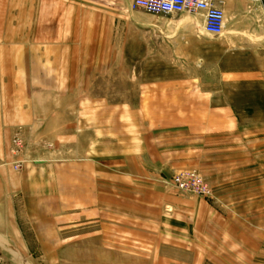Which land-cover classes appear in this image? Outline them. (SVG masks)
Segmentation results:
<instances>
[{
    "label": "rangeland",
    "instance_id": "rangeland-1",
    "mask_svg": "<svg viewBox=\"0 0 264 264\" xmlns=\"http://www.w3.org/2000/svg\"><path fill=\"white\" fill-rule=\"evenodd\" d=\"M132 2L0 0V169L19 186L47 184L40 194L52 221L73 201L60 173L80 170L83 184L82 219L59 227L58 249L41 253L32 239L33 256L11 255L0 237V256L6 264H264V127H249L264 124V112H233L251 100L264 107V97L239 96L235 80L255 51L207 34L201 12L152 13ZM154 125L156 135L186 133L189 147L206 133L211 149L225 140L224 166H212L214 149L209 164L172 169L161 180L172 193L163 204L164 193L144 178L155 193L140 195L146 208L139 210L126 207L127 192L100 202L112 170L98 161V213L85 215L91 153L136 148ZM95 128L108 132L97 146L89 137ZM183 171L198 173L197 189L210 193L181 191L174 181Z\"/></svg>",
    "mask_w": 264,
    "mask_h": 264
},
{
    "label": "crops",
    "instance_id": "crops-1",
    "mask_svg": "<svg viewBox=\"0 0 264 264\" xmlns=\"http://www.w3.org/2000/svg\"><path fill=\"white\" fill-rule=\"evenodd\" d=\"M223 9L226 15L225 31L223 33L225 45L227 39L232 36L234 49L255 51L257 55L255 63L250 64V68L244 67L245 69L242 73L239 75L235 74V80L237 82L239 81L240 89L243 88V91L239 96L249 98L259 96L264 97V0H262L261 3L254 2L253 0H223ZM106 47V56H108V54H110L108 40L106 41ZM255 106L258 107L257 104H255V101L251 100L248 104H240V109L236 107L233 112H264V107L255 108ZM139 111L140 110H138V112ZM256 121L258 122L259 119ZM157 127L158 126L156 125L153 126V133L145 131L143 136L139 139L138 145L136 144V148L132 145L130 149L128 148L124 150L123 148L121 152L117 153L109 152L112 153V156H104L100 158L97 156L93 157L94 153L90 152L92 156L90 157L92 163L90 166L93 167V169L91 168L89 175L91 180V183L89 184V192L92 194L89 208H91L92 211L84 212L85 215L89 214L91 216L98 213L99 185L96 176L98 172V161L102 162V166L100 167H110L112 170L111 177L108 172L109 176L106 179L105 188L101 190L106 193L105 198L101 196L99 197L100 202L105 199L106 203L109 200L114 202L116 201L114 196L117 193L127 192L131 203L126 204V207L128 209L139 210H144L146 208L144 203L141 202L140 204V195L142 196L143 193H155L153 189L147 190L146 186H143V183L146 181L144 178H148L152 181L149 183L150 185H154V188L156 187L160 193H164L161 200L159 199L160 203L162 201L163 204V202L167 203L170 201L172 193L167 194L164 191L161 180L163 176L171 175L170 173L172 169L181 166L195 165L196 163H199V160L202 162L206 161L209 164L210 159H208V154L211 151H214V149L219 151V158L215 162L217 166L215 164L212 166L218 167L221 164L224 166L225 157H222L220 150L226 149L225 140L222 142L217 140L218 142H215L213 147L218 148L211 149L209 139L206 137L209 134L206 133L205 136H199L201 138L198 142L200 145H198L197 148H194L191 146L189 147L186 144L189 137L186 133H179L178 128L171 129L164 133L161 132V134L156 135L155 129ZM249 127H264V124H261V126L255 124L250 125ZM107 136L108 132L103 133V130L100 131L99 129H96V132L91 131L89 134L91 139L90 142L95 146L99 144L101 138L104 140ZM65 137L66 135H64V138ZM102 143H104V141ZM100 152L102 153V151ZM109 153L107 152L106 154L108 155ZM224 155L225 154H223V156ZM194 158H197V160ZM248 158L247 155L246 161ZM182 159H185L187 162ZM236 160H241V158L235 159L234 162ZM245 164L250 165L249 162H245ZM75 165L77 167L79 164L77 163ZM223 170H225V168ZM34 171H30L29 177L32 176L31 173ZM59 178H61L63 182H68V199H73V201L69 202L67 205H61L63 210L71 209V211L68 210V213H62L61 216H57L52 221L49 217L50 208L48 205H43V197L41 199L40 194L41 192L43 193L44 188H47V184L34 180L33 182L29 181V184L19 186L17 176H8L6 171L0 169V237L4 241H8V243L4 244L9 246V248L14 249L10 251L11 255L12 252H14L15 255L20 254V256L26 258L33 256L34 253L31 252L33 247H31L29 243L32 239L39 242V245L36 248L41 253L42 251L46 252L58 249L60 245L57 242L59 239L56 238V234L59 231V227L66 223H80L83 208L82 173L80 170L74 169L73 172H71V170L67 171L65 169L60 173ZM136 182L138 184H136ZM139 184H142L140 186L145 188L140 186L136 188ZM19 192H22V196H19ZM64 192H66V190H64L63 193ZM35 195L40 196L38 198ZM60 197L61 196H58L57 199H60ZM21 198H24V200H20ZM64 198H66V193H64ZM173 202L176 204L178 200ZM189 202L192 203V201ZM181 204L187 205L189 203L185 201L181 202ZM107 205L108 204H106V208ZM56 207L58 206L56 205ZM202 207H205L204 202H202ZM127 208L123 207V209ZM217 215L219 221H221V212H218ZM95 216H97V214ZM223 216H226L225 213ZM0 247L2 248L1 245Z\"/></svg>",
    "mask_w": 264,
    "mask_h": 264
},
{
    "label": "built area",
    "instance_id": "built-area-1",
    "mask_svg": "<svg viewBox=\"0 0 264 264\" xmlns=\"http://www.w3.org/2000/svg\"><path fill=\"white\" fill-rule=\"evenodd\" d=\"M260 2L262 0H253ZM131 9H145L152 13L178 14L183 12H201L203 29L207 34L219 36L224 33L226 15L223 9V0H133ZM20 144V138H15ZM17 152V150H14ZM197 182L201 183V176L195 171H183L175 178L174 185L181 191L194 194L195 192L209 194L210 191L197 189ZM0 264H6L0 256Z\"/></svg>",
    "mask_w": 264,
    "mask_h": 264
}]
</instances>
